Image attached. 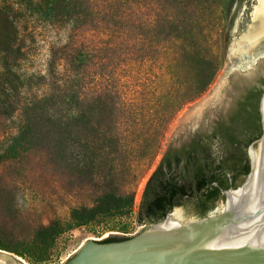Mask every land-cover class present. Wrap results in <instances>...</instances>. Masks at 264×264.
<instances>
[{
    "label": "rangeland",
    "instance_id": "obj_1",
    "mask_svg": "<svg viewBox=\"0 0 264 264\" xmlns=\"http://www.w3.org/2000/svg\"><path fill=\"white\" fill-rule=\"evenodd\" d=\"M71 1L76 9L66 17L42 14L44 11L31 16L21 3L16 24L22 45L19 57L8 61L12 63L9 69L21 79L46 76L52 53L64 50L75 58L74 64L69 67L61 59L64 55L59 54L55 71L67 88H80L86 102L94 95H111L119 106L116 118L126 124L116 129L138 139L135 145H128L129 150H135L136 159L130 158L115 172L121 192L132 190L133 207L123 217L72 220L73 210L92 208L102 191L56 167L46 150L5 157L20 122L16 114L0 116V225L5 230L0 233V242L9 248L0 249V253L18 258L22 264H35L41 256L40 246L30 243L43 236L42 230L51 237L44 245L46 261L36 264H63L84 241L134 236L150 227L137 222V213L146 182L166 149L208 132L232 102L234 80L252 86L264 77V59L249 71L232 74L203 109L193 130L171 133L184 109L209 93L216 83L232 41L250 25L256 0H220V4L209 0ZM170 27L178 31L171 32ZM192 56L212 59L218 71L204 91L179 104L196 84ZM48 90L45 82L24 92L30 97ZM211 151L213 157L228 163L235 154L223 144L212 145ZM247 173H227L233 189L241 185ZM222 198L218 196L212 204ZM196 208L192 200H186L173 212Z\"/></svg>",
    "mask_w": 264,
    "mask_h": 264
},
{
    "label": "trees",
    "instance_id": "obj_2",
    "mask_svg": "<svg viewBox=\"0 0 264 264\" xmlns=\"http://www.w3.org/2000/svg\"><path fill=\"white\" fill-rule=\"evenodd\" d=\"M209 1L221 3L220 0ZM21 3L31 16L44 11L42 14L66 17L76 9L71 0H41L39 3H34V0H0V116L10 118L16 114L20 122L18 134L12 139L5 157L15 158L21 153L43 149L56 167L65 169L81 182L99 188L102 194L95 205L73 210L70 215L72 220L88 222L96 218L123 217L132 210L133 194L132 190L121 192L115 172L117 168L125 167L130 158L136 159L133 156L135 150L131 151L129 147L135 145L138 139H134V134H124V130L119 132L116 129L126 124L116 118L119 106L111 95H94L86 102L80 88H67L66 81L61 80L60 74L55 71L59 54L64 55L61 59L66 65L74 64L75 58L66 55L64 50L52 53L46 76L21 79L9 69L12 63L8 61L19 57L22 45L16 24L21 16ZM170 29L171 32L178 31L177 28ZM194 58L191 57L192 61H196V84L179 104L204 91L218 71L212 59ZM45 82L49 88L47 93L25 95L24 91L31 92L34 86ZM263 87L264 77H261L246 89L244 100L238 103L228 118L213 122L205 135H196L198 139L192 144L164 155L144 187L137 213L139 224L162 221L170 208L183 205L186 200L194 202L201 217L207 214L220 195L218 188L210 184L226 188L229 184L227 173L235 170L240 173L237 160L231 158L228 163L219 156L213 157L211 146L223 144L234 149L240 136L247 137L246 145L260 136L257 106ZM156 129H159L158 126ZM128 150L131 156L126 154ZM243 157L245 159L244 154ZM4 209L8 211L9 208L5 205ZM42 231L43 236L30 243L40 246L41 256L36 258L35 264L46 261L43 259L44 245L51 236L47 237V230ZM4 232L0 225V233ZM125 239L108 236L101 242ZM0 249L9 250L1 242Z\"/></svg>",
    "mask_w": 264,
    "mask_h": 264
},
{
    "label": "water",
    "instance_id": "obj_3",
    "mask_svg": "<svg viewBox=\"0 0 264 264\" xmlns=\"http://www.w3.org/2000/svg\"><path fill=\"white\" fill-rule=\"evenodd\" d=\"M245 57L249 62L227 70L225 81L264 59V35L253 41ZM259 114L261 135L249 146L248 174L236 189L225 190L214 183L223 198L204 217L197 208L175 215L171 208L162 221L139 234L117 236L125 240L84 241L63 264H264V90ZM199 119L195 126L189 122L179 128V117L171 133L193 130ZM16 259L0 253V264H22Z\"/></svg>",
    "mask_w": 264,
    "mask_h": 264
},
{
    "label": "bare ground",
    "instance_id": "obj_4",
    "mask_svg": "<svg viewBox=\"0 0 264 264\" xmlns=\"http://www.w3.org/2000/svg\"><path fill=\"white\" fill-rule=\"evenodd\" d=\"M262 35H264V0H256V4L251 11L250 25L240 37L232 41L228 51V62H225L224 68L218 76L216 83L213 85L212 89H210L209 93L184 109L180 116L179 128H184L189 122L191 125L195 126V122L199 119L200 113L213 98L217 96L221 86L225 84V72L234 66L239 67L242 63H248V57H245L247 51L251 47L253 41ZM248 65L249 64H247V66ZM178 213L179 212H173L172 215Z\"/></svg>",
    "mask_w": 264,
    "mask_h": 264
},
{
    "label": "flooded vegetation",
    "instance_id": "obj_5",
    "mask_svg": "<svg viewBox=\"0 0 264 264\" xmlns=\"http://www.w3.org/2000/svg\"><path fill=\"white\" fill-rule=\"evenodd\" d=\"M251 85L249 83H245L244 81L240 80V79H236L233 81V88L235 89V92L236 94L234 95L233 99H232V102L230 103V105L228 106L226 112L224 114H222V116H219V118L216 120V121H219L221 118L222 119H226L228 118L232 112L234 111V109L238 106V103L239 102H242L244 100V97H245V92H246V89L248 87H250ZM263 90H264V87L262 89V92H261V95L263 93ZM261 95L258 99V106H257V110H258V117H259V126H260V135H261V124H260V114H259V101H260V98H261ZM215 122V121H214ZM260 137V136H259ZM259 137H257L256 139H252L250 141L249 144L246 145V139L247 137L246 136H240L238 138V143L235 145L234 147V150H235V154H233L232 158L237 160L238 161V169L241 173H244L245 170H246V167L248 165V172H249V164H250V159H249V146L251 143H253L255 140H257ZM196 139H198V137L195 136H191L190 138H188L186 141L182 142L181 144L177 145V146H172V147H169L165 153L163 154L162 158L164 157V155L166 153H170L172 152L173 150H179L181 149L183 146H186V145H190L192 144ZM243 154L245 155V159L243 157ZM161 161V160H160ZM214 184V183H213ZM213 184H210L213 186ZM218 185V184H217ZM220 188L222 189H228L230 187H232V183L231 181L229 180V184L228 186L225 188V187H222L220 184L218 185ZM218 188V187H217ZM219 190V188H218ZM219 193H220V190H219ZM219 196H222V194L220 193ZM179 206H182V205H179ZM174 208V207H172ZM171 209V208H170ZM210 210V209H209ZM208 210V212H209ZM207 212V213H208Z\"/></svg>",
    "mask_w": 264,
    "mask_h": 264
}]
</instances>
